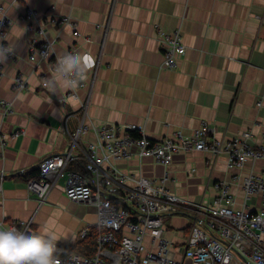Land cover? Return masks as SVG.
Returning a JSON list of instances; mask_svg holds the SVG:
<instances>
[{
  "label": "crops",
  "instance_id": "0c3cea01",
  "mask_svg": "<svg viewBox=\"0 0 264 264\" xmlns=\"http://www.w3.org/2000/svg\"><path fill=\"white\" fill-rule=\"evenodd\" d=\"M28 9L42 18L58 55L74 47L81 54L87 72L77 98H66L69 89L52 86L56 72L48 60H30ZM46 10L70 24L45 21ZM158 28L181 33L186 52L175 67L164 64ZM19 76L26 84L22 90L15 89ZM88 95V121L135 123L154 141L176 131L191 134L208 123L215 139L250 131V144H264V107L256 104L264 100V0H0V102L10 107L5 116L0 111L1 130L9 139L0 157L5 225L32 221V233L44 228L68 246L80 228L96 223L95 206L70 200L61 185L44 202L27 187L43 157L67 148L63 117ZM84 137L94 135L89 131ZM211 156L194 150L177 153L169 165L137 156L118 164L136 176L166 177L172 191L195 203L212 202L215 182L231 181L234 173L248 172L251 163L230 169L227 154L210 161ZM255 167L263 168L264 160ZM232 189L240 205L242 191L234 184ZM190 217L166 216L167 237L184 239Z\"/></svg>",
  "mask_w": 264,
  "mask_h": 264
},
{
  "label": "built area",
  "instance_id": "2783aa9c",
  "mask_svg": "<svg viewBox=\"0 0 264 264\" xmlns=\"http://www.w3.org/2000/svg\"><path fill=\"white\" fill-rule=\"evenodd\" d=\"M51 10L42 16L45 21L54 26L70 24L66 17L52 16ZM25 17L30 60L46 59L56 72L64 55L54 51L53 40L37 11L28 9ZM72 28L77 34L74 24ZM158 33L164 64L175 67L178 58L186 52L181 33L161 28ZM69 53H78L81 57L75 47ZM86 72L83 69L77 74L79 83L67 91L66 98L78 97ZM42 85L48 86V81L43 80ZM25 87V80L17 77L15 89ZM59 101L64 103V97ZM89 101L88 95L79 109L63 117L62 130L69 140L67 148L43 157L38 175L27 181L29 191L40 202L46 200L55 186L61 185L70 200L93 205L97 211L96 223L85 224L78 231V237L83 238L96 229L95 252L58 254L59 242L55 239L54 264H264V167H255L258 160H264V144H250V131H244L241 136L215 139L211 136L214 128L208 123H202L191 134L176 131L154 141L135 123L88 121ZM256 104L264 107V100L258 99ZM0 111L5 116L10 107L1 101ZM89 131L93 139L84 137ZM18 134L15 132L13 136ZM8 144V136L0 125V157H4ZM194 150L211 152L210 161L227 154L230 169L243 170L249 162L251 167L246 173H234L231 181H216L217 192L212 202L195 203L172 191L165 182L166 177L158 181L143 174L136 176L124 172L118 164L137 156L152 157L169 165L177 153ZM232 184L242 191L240 205ZM188 213L191 220L185 238L181 241L168 238L166 216ZM31 223L5 225L0 219V227L12 226L30 233Z\"/></svg>",
  "mask_w": 264,
  "mask_h": 264
},
{
  "label": "clouds",
  "instance_id": "9594fccd",
  "mask_svg": "<svg viewBox=\"0 0 264 264\" xmlns=\"http://www.w3.org/2000/svg\"><path fill=\"white\" fill-rule=\"evenodd\" d=\"M78 53H66L60 60L52 86L65 90L78 85L82 73ZM55 236L42 228L38 233L21 231L16 227H0V264H54Z\"/></svg>",
  "mask_w": 264,
  "mask_h": 264
},
{
  "label": "trees",
  "instance_id": "16d2710c",
  "mask_svg": "<svg viewBox=\"0 0 264 264\" xmlns=\"http://www.w3.org/2000/svg\"><path fill=\"white\" fill-rule=\"evenodd\" d=\"M133 134L138 135L136 132H133ZM36 172L37 174H34ZM38 173H39V168L37 167V170L33 171L32 174L33 176H37ZM96 244H97V232L96 229L93 228L87 236L83 238L78 237L76 241H74L68 246H62L61 244H59V249L57 253L64 254V253L77 252L84 255H90L95 252Z\"/></svg>",
  "mask_w": 264,
  "mask_h": 264
},
{
  "label": "rangeland",
  "instance_id": "374dc122",
  "mask_svg": "<svg viewBox=\"0 0 264 264\" xmlns=\"http://www.w3.org/2000/svg\"><path fill=\"white\" fill-rule=\"evenodd\" d=\"M99 66H100V65L97 64V66H96V70L98 69ZM89 97H90V95H89Z\"/></svg>",
  "mask_w": 264,
  "mask_h": 264
},
{
  "label": "bare ground",
  "instance_id": "6f19581e",
  "mask_svg": "<svg viewBox=\"0 0 264 264\" xmlns=\"http://www.w3.org/2000/svg\"><path fill=\"white\" fill-rule=\"evenodd\" d=\"M34 177V176H33ZM31 177H29L28 179H30ZM28 181V180H27Z\"/></svg>",
  "mask_w": 264,
  "mask_h": 264
}]
</instances>
